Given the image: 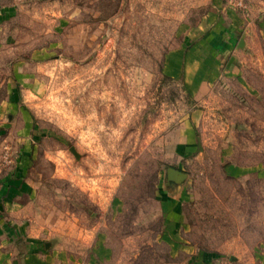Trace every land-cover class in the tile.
<instances>
[{
  "label": "rangeland",
  "instance_id": "374dc122",
  "mask_svg": "<svg viewBox=\"0 0 264 264\" xmlns=\"http://www.w3.org/2000/svg\"><path fill=\"white\" fill-rule=\"evenodd\" d=\"M238 20L239 77L163 73ZM93 258L264 264V0H0V264Z\"/></svg>",
  "mask_w": 264,
  "mask_h": 264
},
{
  "label": "crops",
  "instance_id": "0c3cea01",
  "mask_svg": "<svg viewBox=\"0 0 264 264\" xmlns=\"http://www.w3.org/2000/svg\"><path fill=\"white\" fill-rule=\"evenodd\" d=\"M228 24L224 30L215 29L200 35L190 50L170 55L164 64L163 73L171 79H181L191 94L213 86L222 75L239 77L240 66L235 53L245 51L246 38L252 29L251 21H229ZM224 60L228 61L225 68L222 67ZM232 62L233 65L230 64ZM31 261L36 262V259H24L23 263L31 264ZM50 261L54 262L53 259ZM100 261L93 258L90 264H100ZM47 262L44 264H52Z\"/></svg>",
  "mask_w": 264,
  "mask_h": 264
},
{
  "label": "water",
  "instance_id": "95a60500",
  "mask_svg": "<svg viewBox=\"0 0 264 264\" xmlns=\"http://www.w3.org/2000/svg\"><path fill=\"white\" fill-rule=\"evenodd\" d=\"M71 152L76 155L74 149H71ZM186 175L178 170L173 168H168L166 170V181L170 186L178 187L183 184Z\"/></svg>",
  "mask_w": 264,
  "mask_h": 264
}]
</instances>
